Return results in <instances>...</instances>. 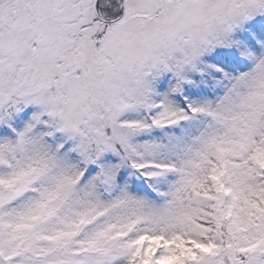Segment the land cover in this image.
Listing matches in <instances>:
<instances>
[{"label":"snow or ice","instance_id":"1","mask_svg":"<svg viewBox=\"0 0 264 264\" xmlns=\"http://www.w3.org/2000/svg\"><path fill=\"white\" fill-rule=\"evenodd\" d=\"M0 264H264V0H0Z\"/></svg>","mask_w":264,"mask_h":264}]
</instances>
